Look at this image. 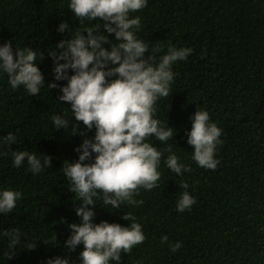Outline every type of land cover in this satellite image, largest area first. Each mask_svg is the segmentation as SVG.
Instances as JSON below:
<instances>
[{
  "label": "trees",
  "instance_id": "obj_1",
  "mask_svg": "<svg viewBox=\"0 0 264 264\" xmlns=\"http://www.w3.org/2000/svg\"><path fill=\"white\" fill-rule=\"evenodd\" d=\"M69 4L70 0H0V46L9 42L14 52L36 50L46 81L40 95L32 96L23 86L13 89L8 74L0 70V191L22 194L10 213H0V264H48L56 257L81 264L83 244L70 250L66 241L72 234L69 225L82 222L76 215L82 202L69 190L63 166L79 159L76 148L85 138H94L96 129L87 130L83 122L84 135L72 134V125L55 128L53 116L71 122L73 114L70 104L58 100L68 81H56L58 87L52 89L47 86L55 79L49 52L71 38L70 32L57 30L62 22L74 32L103 21L85 20L81 25ZM136 16L141 26L135 34L149 43V53L160 49L154 53L157 60L167 54L169 44L193 50L186 60L172 65L170 94L155 105L154 118L173 127L174 137L160 142L153 134L148 141L158 150L172 145L178 162L191 171L173 173L165 151L158 186L134 194L142 204L125 202L113 209L102 207V193L94 197V223L130 226L131 221L122 218L129 212L146 237L110 264H264V0H147L145 8L130 14ZM109 40L116 42L115 35ZM197 110H206L210 123L222 129L215 170L201 168L192 158L194 146L187 142ZM8 133L16 136L14 144L5 142ZM15 151L35 153L42 163L48 155L52 167L33 173L27 159L17 167L11 155ZM184 182L188 189L180 187ZM184 191L195 203L178 212ZM13 229H19L20 242L7 258L11 249L6 233ZM163 236L168 242H162ZM177 242L181 247L172 252L170 245Z\"/></svg>",
  "mask_w": 264,
  "mask_h": 264
},
{
  "label": "clouds",
  "instance_id": "obj_2",
  "mask_svg": "<svg viewBox=\"0 0 264 264\" xmlns=\"http://www.w3.org/2000/svg\"><path fill=\"white\" fill-rule=\"evenodd\" d=\"M146 6L147 0H70L69 8L81 25L85 20L103 23L83 31L77 28L73 32L66 21L62 22L57 30L70 32L71 38L59 41L49 52L55 65V79L47 86L52 89L58 87L56 81H68L61 87L62 95L58 100L70 104L74 118L70 122L62 115L53 116L55 128L67 130L72 125V134L84 135L80 129V122H83L87 130L96 129L94 138H85L76 148L79 159L74 163L66 161L63 166L69 190L82 202L76 209L82 222L69 225L72 234L66 241L70 250L83 244L81 264L119 262L122 252L130 253L146 238L142 225L129 212L122 218L130 220V226L108 221L94 223L97 205L94 197L98 193L103 194L102 207L120 209L125 202L142 204V200L133 198L134 194H139L141 188L152 190L158 186L161 177L158 166L165 151L169 153L166 165L173 173L182 175L191 171L190 166L178 162L172 145L158 150L148 142L153 134L160 142L174 137L173 127L162 126V122L154 118L155 105L159 98L170 94L174 80L172 65L186 60L193 50L178 49L169 44L167 54L159 60L154 54L160 51L159 48L149 53V43L138 39L134 31L141 26L140 17H130L131 13ZM110 34L115 35L116 42L109 40ZM105 44L110 48L104 47ZM37 55L32 48H16L14 52L9 42L0 46V70L8 74L13 89L23 86L28 94L40 95L46 81L36 63ZM39 55L43 60L44 53ZM69 70L73 74L69 75ZM109 77L116 78L109 80ZM191 119L187 142L194 146L192 158L201 168L215 170L219 163L215 152L217 145L222 143V129L216 123H210L206 110H197ZM16 139L14 134L8 133L5 142L11 145ZM93 153L96 154L94 161ZM11 155L17 167L27 159L33 173L52 167V158L48 155L43 156V163L35 153L28 151H15ZM180 187L188 189L189 185L184 182ZM21 196L19 191L12 189L0 191V213H10ZM194 203V197L184 191L178 199L177 211L191 209ZM6 235L10 236L11 251L6 253L10 258L20 242L19 229ZM161 240L168 242V237L163 236ZM170 247L176 252L181 244L177 242ZM48 264H69V260L56 257L49 259Z\"/></svg>",
  "mask_w": 264,
  "mask_h": 264
}]
</instances>
